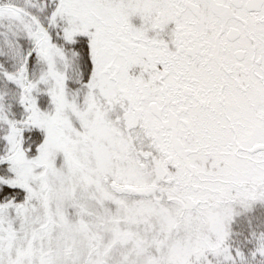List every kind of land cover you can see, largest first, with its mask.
I'll use <instances>...</instances> for the list:
<instances>
[{"label":"snow or ice","instance_id":"6c2138e0","mask_svg":"<svg viewBox=\"0 0 264 264\" xmlns=\"http://www.w3.org/2000/svg\"><path fill=\"white\" fill-rule=\"evenodd\" d=\"M0 264H264V0H0Z\"/></svg>","mask_w":264,"mask_h":264}]
</instances>
